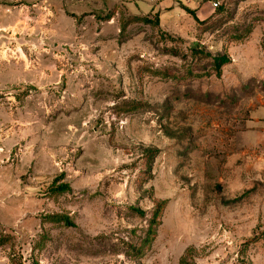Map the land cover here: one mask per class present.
Masks as SVG:
<instances>
[{
  "label": "rangeland",
  "instance_id": "rangeland-1",
  "mask_svg": "<svg viewBox=\"0 0 264 264\" xmlns=\"http://www.w3.org/2000/svg\"><path fill=\"white\" fill-rule=\"evenodd\" d=\"M0 264H264V0H0Z\"/></svg>",
  "mask_w": 264,
  "mask_h": 264
},
{
  "label": "trees",
  "instance_id": "trees-1",
  "mask_svg": "<svg viewBox=\"0 0 264 264\" xmlns=\"http://www.w3.org/2000/svg\"><path fill=\"white\" fill-rule=\"evenodd\" d=\"M196 21L199 22V19L196 17ZM144 22L148 25H156L158 26L160 21H159V17L158 15H156V17L154 19H149V18H146L144 19ZM230 64V59L226 58V57H217V58H214V68H215V71H216V75L217 77H221L222 75V68L224 66H227ZM67 189V187H58L56 189V192H64L65 190ZM163 207H164V203H160L158 206H157V210L154 214V220L156 218H158L162 212H163Z\"/></svg>",
  "mask_w": 264,
  "mask_h": 264
},
{
  "label": "built area",
  "instance_id": "built-area-1",
  "mask_svg": "<svg viewBox=\"0 0 264 264\" xmlns=\"http://www.w3.org/2000/svg\"><path fill=\"white\" fill-rule=\"evenodd\" d=\"M213 7H214V8H218V3H214V4H213Z\"/></svg>",
  "mask_w": 264,
  "mask_h": 264
}]
</instances>
